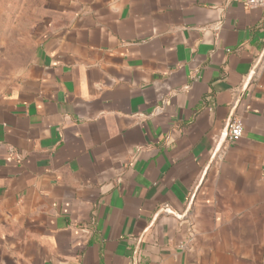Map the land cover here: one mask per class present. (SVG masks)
Listing matches in <instances>:
<instances>
[{
	"label": "crops",
	"instance_id": "obj_1",
	"mask_svg": "<svg viewBox=\"0 0 264 264\" xmlns=\"http://www.w3.org/2000/svg\"><path fill=\"white\" fill-rule=\"evenodd\" d=\"M47 19L0 95V264H264V9L58 0Z\"/></svg>",
	"mask_w": 264,
	"mask_h": 264
},
{
	"label": "rangeland",
	"instance_id": "obj_2",
	"mask_svg": "<svg viewBox=\"0 0 264 264\" xmlns=\"http://www.w3.org/2000/svg\"><path fill=\"white\" fill-rule=\"evenodd\" d=\"M58 0H0V95L23 76Z\"/></svg>",
	"mask_w": 264,
	"mask_h": 264
},
{
	"label": "built area",
	"instance_id": "obj_3",
	"mask_svg": "<svg viewBox=\"0 0 264 264\" xmlns=\"http://www.w3.org/2000/svg\"><path fill=\"white\" fill-rule=\"evenodd\" d=\"M235 2L243 3L247 8H260L264 9V0H231ZM244 133L243 122L240 118H234L231 120L228 126L226 139L229 143H234L242 137Z\"/></svg>",
	"mask_w": 264,
	"mask_h": 264
}]
</instances>
